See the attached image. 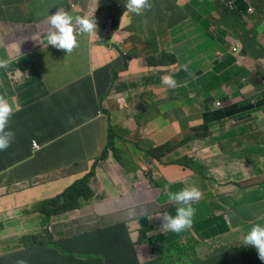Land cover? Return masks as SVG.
Instances as JSON below:
<instances>
[{
  "label": "crops",
  "instance_id": "1",
  "mask_svg": "<svg viewBox=\"0 0 264 264\" xmlns=\"http://www.w3.org/2000/svg\"><path fill=\"white\" fill-rule=\"evenodd\" d=\"M241 1L234 0L237 13L230 10L238 18L222 20L215 0H148L140 14L125 8L127 0L107 8L104 0H0V96L19 105L12 124L35 120L25 130L41 145L33 154L0 153V256L21 250L20 238L43 227L37 204L90 172L89 161L106 146L108 116L136 167L127 172L130 166L110 155L100 162L90 182L92 200L52 217L51 239L103 235L105 227L121 225L139 263L194 264L237 246L253 223H264V0H252L247 16ZM57 10L95 15V31L70 52L46 43V16ZM152 40L157 49L149 47ZM235 42L246 53L243 67L231 53ZM157 50L172 53L174 63L148 65L146 57ZM165 75L174 87L162 82ZM158 110L149 122L139 119ZM146 138L155 145L143 146ZM170 142L179 146L161 161L147 156ZM86 149L92 151L87 167L75 166ZM186 153L195 155L192 164H177ZM70 157L73 166L54 167ZM25 162L32 172L22 169ZM47 162L49 173L39 170ZM20 181L22 188L15 185ZM184 187H196L201 196L191 202L192 224L174 233L161 227L177 207L167 194ZM192 231L206 242L189 244Z\"/></svg>",
  "mask_w": 264,
  "mask_h": 264
},
{
  "label": "trees",
  "instance_id": "2",
  "mask_svg": "<svg viewBox=\"0 0 264 264\" xmlns=\"http://www.w3.org/2000/svg\"><path fill=\"white\" fill-rule=\"evenodd\" d=\"M116 2L117 0H106V3L110 5L108 7H111ZM214 7L220 13L222 20H224L223 17L238 18L236 15L237 11L235 10L236 13L231 12L221 0H215ZM124 61H126V58H124ZM146 62L150 66H162L170 65L174 63V60L167 53H155L148 55ZM68 116V114H65L64 117ZM19 118L17 114H13L9 118L7 130H10L14 134L9 148L28 154L33 133L26 131L25 128H33L35 120H29L25 125L20 120L19 124L16 122L12 125V122H15ZM200 129L198 128L196 131L198 132ZM114 139L115 133L113 130H110L108 143L100 160H105L111 150L117 160L123 164L122 151L118 147L116 148ZM175 147L176 145L166 144L158 149H152L148 154L154 158H159ZM177 164L189 166L192 164V161L184 159ZM3 170L0 163V174ZM94 175L95 166H93L90 173L75 181L62 193L43 201L39 209V212L44 215L43 226L50 222L51 217L80 209L82 207L81 200L88 201L92 198L94 192L89 185L88 178L90 179ZM105 232L106 234L103 235L99 233H86L88 235H78L79 237L73 240L62 239L57 241L59 247L42 236L26 237L22 242L27 247V250L22 257H19V259L14 258L10 264H18V261L21 260L25 264H138L129 235L123 228H108L105 229ZM245 249V245L230 248L228 251L223 252L216 261H207L202 264H258V255H250ZM10 257L0 260V264H4Z\"/></svg>",
  "mask_w": 264,
  "mask_h": 264
},
{
  "label": "clouds",
  "instance_id": "3",
  "mask_svg": "<svg viewBox=\"0 0 264 264\" xmlns=\"http://www.w3.org/2000/svg\"><path fill=\"white\" fill-rule=\"evenodd\" d=\"M221 2L224 3L226 8H228L229 10L238 9V6L234 2V0H221ZM241 2L246 5L247 13H244L243 15L247 16L248 13H251L252 0H242ZM149 7H150V4H149L148 0H127V3L125 4V8L128 11H130L132 13H135V14H140L143 10H145V9H147ZM73 8H75V7L73 6ZM254 12H255V9L253 10V14H254ZM126 14L127 13H125V15ZM111 19L112 18L110 17V19L108 21L109 23L111 22ZM97 21H98V17H97ZM95 29H96L95 15H92V12L91 13H85V14H78L76 17H73V16L69 15L68 13H66V12H64L62 10H57L55 13H53L51 15L48 14L46 16V26H45L44 32L46 34V43L47 44H49V45H51V46H53V47H55L57 49H62V50H65L66 52H70L74 47L77 46V44H78L77 39L83 38L88 33L92 34V32L95 31ZM109 32H110V35L109 36L106 35L104 37V39H103L104 44H108V40L112 37V34H111L112 31H109ZM36 39H37V42H39V37L38 36L36 37ZM97 39H98L99 42L101 41V38H97ZM90 41H92V40H90ZM112 47L117 49L116 46H112ZM160 53H163V52H160ZM231 53L236 55V64L239 67H243V61H242V58H241V54H246V53H245L241 43L238 44V43L235 42L232 45ZM167 54L172 56V53H167ZM254 57H256V56L254 55ZM171 64H173V63H171ZM256 77L260 78V75L257 74ZM162 82L164 84H167V85L173 86V87L176 84V81L171 76H168V75H165V76L162 77ZM218 103H219V105H218ZM216 105L220 106L221 103L217 102ZM18 107H19V105L10 104L7 101V99H5L3 96H0V153H2V154L7 152L10 149L9 145H10V143L12 141V138H13L14 134L10 130H7V124L9 122L10 116L13 115V114H16L14 111ZM106 125L108 126V128H107L108 134H107V141H106V146H107L108 136H109L110 130H113V132L115 133L114 141L115 140H119V133H118L117 129H115L112 126L111 119H110L109 116H108V122H107ZM198 132H199V136H202V133L200 131H198ZM194 137H197L196 133L194 134ZM122 142H124V139L122 140ZM171 143L172 142H170L168 144H171ZM106 146L101 151V153H100V155L98 157L93 159V161H90L91 164L93 163L91 170L93 169V166H95V174H96V168L99 165V163L102 162V161H105L106 159H108L109 155L114 157L115 160L122 167H124L126 169L127 165L132 160L130 155H129V158L127 160H125L124 158L126 156L123 155V153H122V162H123V164H121L117 160L115 155L113 154V151L110 152L111 151L110 150L109 153H108L107 158L105 160H100V157L103 154L104 150L106 149ZM160 147H157V149L160 148ZM176 147H178V146H176ZM176 147L173 148L170 152L162 155L159 158H154V157L150 156L148 154V152L146 154H147V156H150L151 158H154V160L161 161V159L164 156L172 153L176 149ZM40 148H41V145H39L38 141L32 139V141L30 142V152L28 154H33V153L37 152ZM118 148L123 152L124 149L121 146H119ZM262 148H264V144H262L260 149H262ZM124 151L126 152V150H124ZM201 151L205 152L206 150L202 149ZM183 158L191 160L193 162V159L196 158V157H195V155L186 153V156L183 157ZM184 159H180L178 161H181V160H184ZM0 163H1V166L3 167L1 156H0ZM88 173H90V172H88ZM88 173H86L85 175H87ZM93 177H91L90 179H92ZM81 178H79V179H81ZM77 180H75V181H77ZM90 182H89V185H90ZM15 185L18 188H22L23 187V182L22 181L16 182ZM200 196H201V193L196 187H191V188L184 187V188H181V189L176 190V191H170L167 194V199L169 201H171V202H175L177 207L175 209V214L174 215L173 214H167V213L164 215V219H163L161 227L164 228V229H167V230H171L174 233H179L182 230L188 228L192 224V217H193V212H194V209L191 206V202L199 200ZM92 198H90L88 201L81 200L82 207L84 205L88 204L92 200ZM77 210H79V209H77ZM77 210H74V211H77ZM37 211H38V213H40L39 210H37ZM74 211H71V212H74ZM71 212H67V213H71ZM67 213H63V214H60V215H64V214H67ZM60 215H56V216H60ZM43 220H44V217L41 220V222ZM121 222H126V221H121ZM50 224L51 223L49 222L47 225L43 226L42 227L43 229L39 228V232L29 233V234H26V235L22 236L20 238V240H19L20 244L22 245V249L19 250L18 252H15V253H12V254H9V255H6V256H0V260H2L3 258H7V257L11 256L9 259H7L4 262V264H10V262H12V260L14 258L19 259V257H22L24 252L27 250V247L24 245L22 240L24 238H26V237H29V236H36V237L42 236V237L46 238L48 241L56 244L57 247H59V245L57 244V241H59V240L58 239H54V238H52V239L50 238L51 237L50 233H52ZM113 227H118V229H120L121 225H119V226L113 225V226L105 227L104 229L113 228ZM4 228H5L4 226L0 225V230H3ZM87 233H89V232H87ZM84 234H86V233H84ZM205 237H207L208 240L211 243L215 242L217 244L216 249L219 250L222 247V244L220 242H218L216 240V238H214L212 236H205ZM129 240H130V243L133 245V251L135 253L134 256H135V259H136L137 255H136V252H135V244L133 242H131V239H129ZM196 240L200 241V242H203V243L206 242V240L204 239V237L202 235L197 236ZM188 243L190 244L191 242L188 240ZM243 244L245 246L247 245L245 250L250 255H258V264H264V262H263L264 261V223H253L251 225V227L248 228V230L244 233L243 241L241 242V244H239L237 246H232L231 245V248H233V247H241V245H243ZM228 250H226V251H228ZM223 252H225V251H223ZM223 252L217 254L215 257H213L211 259L202 261L200 263L197 262V263H194V264H202V263L207 262V261H216L223 254ZM136 261H137L138 264H141V263L138 262L137 259H136ZM160 262L162 263L161 260L160 261L159 260H154V261H151L150 264H160ZM18 264H25V262L23 260H21V261H18Z\"/></svg>",
  "mask_w": 264,
  "mask_h": 264
},
{
  "label": "rangeland",
  "instance_id": "4",
  "mask_svg": "<svg viewBox=\"0 0 264 264\" xmlns=\"http://www.w3.org/2000/svg\"><path fill=\"white\" fill-rule=\"evenodd\" d=\"M108 6H110L109 4H107L106 3V0H104V8H107ZM256 40H258V39H256ZM148 44H149V47L152 49V50H154V49H157L158 47H157V42L156 41H154V40H152V41H149L148 42ZM112 48H114V47H112ZM115 49V48H114ZM160 52H162V51H156L155 53H160ZM155 53H150V55H153V54H155ZM263 56H264V53H263ZM152 67H156L155 65H151ZM108 105H110L109 103H108ZM156 114H159V110H158V112L157 113H153V112H150L148 115H146V116H144V117H142V118H139L140 120H144V121H146V122H149L151 119H153L154 117H155V115ZM185 122H186V119H185ZM183 124H184V122H182ZM135 126H136V124L135 123H133ZM146 143H144V145L143 146H145V147H150V146H153V145H155V141H153L152 139H149V138H146ZM120 141L119 140H115L114 141V144H115V146L116 147H119L120 145V143H119ZM122 142V141H121ZM84 144V139H82V138H80V140L78 141V147H81L82 145ZM172 145H176V146H179V143H171ZM62 149V148H61ZM61 149H58V151H60ZM88 152L90 153V152H92L91 150H89V149H86L85 151H84V153H82V154H80L78 157H77V160H81V161H77V163H76V165L75 166H78V165H80L81 163H86V164H84V168H86L87 166V162H88V160L86 159V158H88ZM101 152V151H100ZM110 152H112V151H110ZM123 155H125L126 157L124 158L125 160H127L128 158H129V153H128V151H124L123 150ZM70 162V163H69ZM73 162H74V158L73 159H71V157H70V159L69 160H67V161H57L55 164H54V167L55 166H57V165H59L60 163H69V167H71V166H73ZM90 162V161H89ZM130 165H132V166H134V167H136L135 165V162L134 161H130L129 162V164L127 165V166H130ZM37 166V165H36ZM88 166H89V163H88ZM53 167V168H54ZM38 168V167H37ZM22 169L25 171V172H32L33 171V167L31 166V167H29L28 168V166H27V164H26V162L25 163H23V167H22ZM39 169V168H38ZM50 169H51V167H50V164H49V162H47L46 163V166L44 167V168H42V169H39V170H41V171H46L47 173H49V171H50ZM126 169H127V167H126ZM132 169H131V166L129 167V169H128V171L127 172H130ZM72 172H75V168L73 167V169H72ZM67 177V176H66ZM92 179H89L88 178V182H90ZM94 180V179H93ZM40 181H38V183H39ZM50 197H52L53 198V196H50ZM50 197H48L49 199H51ZM46 200H48V199H46ZM42 203L43 202H40L39 204H37L36 205V208L34 209L33 208V210H39L40 209V207H41V205H42ZM37 216H38V214H37ZM15 224H17V225H24L23 223H20V222H16ZM39 228V227H38ZM40 229H43V228H40ZM33 231V230H32ZM234 234H236V233H234ZM237 235V234H236ZM186 238L191 242V243H196V239H197V237H196V235H195V232L194 231H192V232H190V234H188L187 236H186ZM243 240V239H242ZM241 244V243H240ZM239 245V244H238ZM244 245V244H243ZM232 246H236V243L234 242L233 244H232ZM247 246V245H246Z\"/></svg>",
  "mask_w": 264,
  "mask_h": 264
},
{
  "label": "built area",
  "instance_id": "5",
  "mask_svg": "<svg viewBox=\"0 0 264 264\" xmlns=\"http://www.w3.org/2000/svg\"><path fill=\"white\" fill-rule=\"evenodd\" d=\"M218 105H219V103H218Z\"/></svg>",
  "mask_w": 264,
  "mask_h": 264
}]
</instances>
